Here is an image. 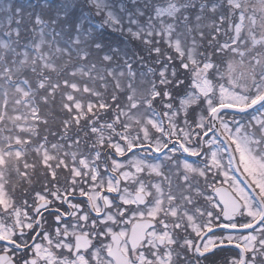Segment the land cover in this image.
<instances>
[{"label": "snow or ice", "instance_id": "6c2138e0", "mask_svg": "<svg viewBox=\"0 0 264 264\" xmlns=\"http://www.w3.org/2000/svg\"><path fill=\"white\" fill-rule=\"evenodd\" d=\"M0 264H264V0H0Z\"/></svg>", "mask_w": 264, "mask_h": 264}, {"label": "flooded vegetation", "instance_id": "af4514ba", "mask_svg": "<svg viewBox=\"0 0 264 264\" xmlns=\"http://www.w3.org/2000/svg\"><path fill=\"white\" fill-rule=\"evenodd\" d=\"M57 116H58V114H57ZM53 128H54V130H58V123H54L53 124ZM49 139H54L53 137H51V136H49ZM50 220H51V218H49ZM224 257H231V256H233L234 255V253L233 252H225V253H223L222 254Z\"/></svg>", "mask_w": 264, "mask_h": 264}, {"label": "rangeland", "instance_id": "374dc122", "mask_svg": "<svg viewBox=\"0 0 264 264\" xmlns=\"http://www.w3.org/2000/svg\"><path fill=\"white\" fill-rule=\"evenodd\" d=\"M49 140H53V139H49Z\"/></svg>", "mask_w": 264, "mask_h": 264}]
</instances>
